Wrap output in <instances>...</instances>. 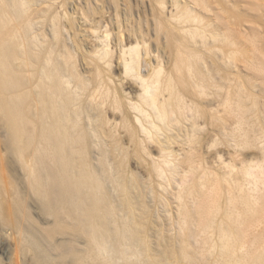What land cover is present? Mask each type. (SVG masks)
Masks as SVG:
<instances>
[{
  "label": "bare ground",
  "instance_id": "bare-ground-1",
  "mask_svg": "<svg viewBox=\"0 0 264 264\" xmlns=\"http://www.w3.org/2000/svg\"><path fill=\"white\" fill-rule=\"evenodd\" d=\"M262 17L264 0H0L22 258L264 264Z\"/></svg>",
  "mask_w": 264,
  "mask_h": 264
},
{
  "label": "rangeland",
  "instance_id": "rangeland-1",
  "mask_svg": "<svg viewBox=\"0 0 264 264\" xmlns=\"http://www.w3.org/2000/svg\"><path fill=\"white\" fill-rule=\"evenodd\" d=\"M259 29L264 30V18H259ZM263 37V36H262ZM262 53L264 55V38L262 39ZM257 93V92H256ZM259 101L264 102V98L259 99ZM247 153H249L247 151ZM9 189V186H7ZM10 206L9 199L7 195H0V264H32V262L27 258H22L16 250L15 245L17 244V239L19 237V229L16 227L17 217L14 214L8 212ZM17 238V239H16ZM16 239V240H15ZM17 251V252H16ZM163 255V254H162ZM24 259V260H23Z\"/></svg>",
  "mask_w": 264,
  "mask_h": 264
}]
</instances>
